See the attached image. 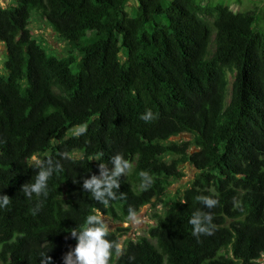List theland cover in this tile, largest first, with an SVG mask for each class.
<instances>
[{
  "label": "trees",
  "instance_id": "obj_1",
  "mask_svg": "<svg viewBox=\"0 0 264 264\" xmlns=\"http://www.w3.org/2000/svg\"><path fill=\"white\" fill-rule=\"evenodd\" d=\"M15 0L0 6V264H64L88 214L126 221L164 203L167 189L197 174L182 202L158 217L148 235L127 239L109 264H264V34L254 10L204 0ZM37 12L66 42L48 54L29 28ZM147 110L152 118L140 119ZM75 131L78 133L75 134ZM190 135L191 141L172 138ZM61 166L36 199L22 186L39 169L33 156ZM80 154V157L75 155ZM122 154L132 165L104 206L83 187L99 164ZM172 158L168 160L167 158ZM152 183L139 189V171ZM211 209V235H192L197 200ZM233 197L241 209L233 207ZM77 231V236L71 234ZM121 232V234H120ZM44 254V257H41ZM44 264H48L44 260Z\"/></svg>",
  "mask_w": 264,
  "mask_h": 264
},
{
  "label": "clouds",
  "instance_id": "obj_2",
  "mask_svg": "<svg viewBox=\"0 0 264 264\" xmlns=\"http://www.w3.org/2000/svg\"><path fill=\"white\" fill-rule=\"evenodd\" d=\"M151 110H147L141 115L140 119L148 121L152 118ZM33 167L38 168L39 171L35 175L32 182L22 186V191L29 199H36V204L31 209L32 215H36L41 208V197L46 198L48 195V181L55 172L62 170L60 165L53 167V161H42L33 156ZM110 162L112 164L111 170H107L104 163H100L99 167L101 173L99 178L92 176L90 179L84 181L83 187L90 190L94 199L100 201L104 206H109V199L115 200L114 189H118L120 186L119 178L122 175L127 176L131 173L133 165L125 159L122 154H116L111 157ZM140 177L139 189L143 190L152 183V178L147 171H139ZM197 200L202 206H205L208 211L198 208L195 210L189 219V224L192 226V235L199 237L200 235H211L215 227L213 224V217L211 209L215 208L219 200L209 195H200ZM10 203L8 196H0V209L5 208ZM233 207L237 210L241 209V203L238 199L233 197ZM127 221L132 222L134 225L141 222L136 210L131 206L128 208L126 217ZM108 226L102 222L101 215L97 210L96 214H88L85 217L84 225L80 227L77 244L75 248L64 257V264H109V259L112 251L119 252L120 245L115 241L106 239L108 234ZM71 234L77 236V231L72 230ZM41 257H44L42 254ZM44 260L50 264V258L44 257ZM42 260L41 264H44Z\"/></svg>",
  "mask_w": 264,
  "mask_h": 264
},
{
  "label": "rangeland",
  "instance_id": "obj_3",
  "mask_svg": "<svg viewBox=\"0 0 264 264\" xmlns=\"http://www.w3.org/2000/svg\"><path fill=\"white\" fill-rule=\"evenodd\" d=\"M207 3L221 2L231 7L233 11H249L254 10L257 13L256 29L264 34V0H204ZM15 0H0V6L6 7L15 5ZM136 5L134 0H131L127 10L131 13L134 12V6ZM29 28L32 32L33 37L38 43L44 47L48 54L57 58H63L66 56V42L63 41L52 29V27L38 14L37 12L32 13ZM7 60V50L3 43L0 42V76L7 77L8 72L5 70V62ZM78 131H75V134ZM191 141L190 135H182L174 137L171 141ZM47 154L36 155L38 159L42 160ZM80 157V154L75 155ZM172 157L169 156L167 159L170 160ZM31 164H34L30 160ZM185 177L179 181H174L168 187L164 203L157 206L148 205L142 209L138 214L141 222L139 224H133L130 221H119L113 219L110 216L101 215L102 222H104L110 231L118 232V229H127L126 235L123 236L121 241V247L127 239L138 240L141 237L147 236L149 229L157 224L158 217L163 216L170 207L178 206L182 202V196L184 191L190 186V182L194 179L197 174L195 168L190 164H185L180 167ZM158 216V217H157ZM121 234V232H120Z\"/></svg>",
  "mask_w": 264,
  "mask_h": 264
}]
</instances>
